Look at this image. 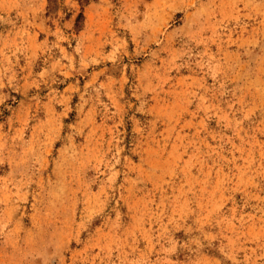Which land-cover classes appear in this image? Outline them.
<instances>
[{
    "label": "rangeland",
    "instance_id": "obj_1",
    "mask_svg": "<svg viewBox=\"0 0 264 264\" xmlns=\"http://www.w3.org/2000/svg\"><path fill=\"white\" fill-rule=\"evenodd\" d=\"M0 264H264V0H0Z\"/></svg>",
    "mask_w": 264,
    "mask_h": 264
}]
</instances>
